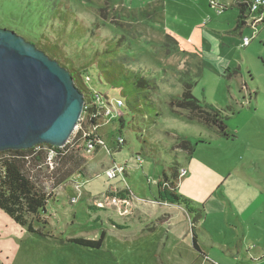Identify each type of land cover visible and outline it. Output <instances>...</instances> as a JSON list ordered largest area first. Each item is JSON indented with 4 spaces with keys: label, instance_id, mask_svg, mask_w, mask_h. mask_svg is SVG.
<instances>
[{
    "label": "rangeland",
    "instance_id": "374dc122",
    "mask_svg": "<svg viewBox=\"0 0 264 264\" xmlns=\"http://www.w3.org/2000/svg\"><path fill=\"white\" fill-rule=\"evenodd\" d=\"M234 25L232 12L190 0H0V29L34 46L57 42L75 67H86L94 91L124 102L119 111L125 122L121 130L116 121L101 122L97 133L102 143L88 151L72 146L84 163L63 184L52 187L60 169L54 158L37 162L32 172L50 198L47 225L33 227L49 237L27 233L0 212V264H161L152 252L164 236L160 226L169 212L157 200V182L163 173L170 175L173 163L187 157L173 149L178 139L196 146L216 134L172 105L183 92L184 74L194 80L192 95L198 101L223 110L231 107L225 123L229 135L237 138L232 147L215 145L207 152L209 157L220 155L217 170L225 175L197 182L201 197L203 192L208 197L212 187L214 191L202 203L204 227L219 235L215 230L228 215L215 200L220 202L223 195L237 208L243 188L253 191L251 180L264 192V37L260 29L255 35L246 28L240 37L232 33ZM214 34L230 43V56L210 50L208 36ZM226 69L237 71L228 76ZM132 73L152 80L155 90L137 87L128 79ZM7 157L0 152V163ZM113 169L115 176L108 178ZM237 173L250 179V187ZM110 192H127L124 203L108 196ZM263 216L260 207L255 217ZM189 217L188 225L198 223ZM185 230L178 237L180 253H166L164 264H195L188 250L191 233ZM102 232L99 250L66 243L72 238L96 240Z\"/></svg>",
    "mask_w": 264,
    "mask_h": 264
},
{
    "label": "trees",
    "instance_id": "16d2710c",
    "mask_svg": "<svg viewBox=\"0 0 264 264\" xmlns=\"http://www.w3.org/2000/svg\"><path fill=\"white\" fill-rule=\"evenodd\" d=\"M249 4L250 3L242 1L237 2L238 16L234 32L239 31L244 26L243 15L249 7ZM36 48L44 52L50 59L55 60L60 66L69 72L74 86L83 95V98L87 100V87L84 83V77L87 75L90 78V76L87 74L86 67L82 65L75 67L72 64L71 59L66 58L65 52L57 42L50 43L49 41H46L44 43H38L36 44ZM235 71L237 70H227L228 76L235 73ZM184 75L185 80H181L183 92L180 97L174 98L177 99V101L172 105H175L177 109L185 111L189 121H196L209 129H214L216 135L219 137H231L227 132V126L225 123L228 119L227 113L232 112L231 107H226L224 110L217 109L212 105L198 101L192 95V88L195 85L194 80L188 74ZM130 78L134 81V84L137 85V87L151 89L152 91L155 90L153 81L145 79L146 77L141 76L140 74H129L128 79ZM116 122L119 124V129L121 130L125 123L121 113ZM118 133H121V131ZM77 138H80V134L76 135L75 139ZM90 139H92V136L85 138L84 141L87 142ZM44 148L47 150H40ZM173 149L181 150L189 157L194 153L195 145L187 140L178 139ZM51 150L56 154L54 163L60 165V169L54 177L55 183L52 186L54 188L55 186L65 183L73 174L81 172L79 169H81L84 160L82 157L75 154L77 151L70 149V144L65 145L63 149H57L47 144H40L28 150H9L1 152L6 153L8 157L3 159L0 163V211L15 225L24 228L27 233L36 234L40 237L49 236L44 235L41 229L34 228L33 224H41V227L47 225L44 217L47 214V206L50 196L45 191V188L36 182V177L32 170L39 166L37 162L43 157L46 158L48 152ZM67 152L70 153L68 154ZM27 164H29V168H27ZM179 168V164L175 162L169 169V176L165 173L162 174V178L158 180L156 185V197L161 203L183 207L187 213L192 216V222L195 224L203 219L204 211L202 206H198L193 201L176 192V186L181 178L179 175ZM124 193L127 194V192H110L108 196L120 203H124ZM114 226L119 230L123 229L121 226ZM191 230L193 232V248L196 251H199L196 244L194 226ZM104 239L105 234L102 232L96 240L72 238L68 239L66 243L74 244L83 248L99 250L103 245Z\"/></svg>",
    "mask_w": 264,
    "mask_h": 264
},
{
    "label": "crops",
    "instance_id": "0c3cea01",
    "mask_svg": "<svg viewBox=\"0 0 264 264\" xmlns=\"http://www.w3.org/2000/svg\"><path fill=\"white\" fill-rule=\"evenodd\" d=\"M190 1L196 6H200V3H206V5L209 3V0ZM238 1L250 3L253 0H218V4L223 9L221 12L230 11L233 13L235 18L234 29L238 16V8L236 6ZM244 28L251 29L249 27H242L237 32H234L233 29L232 33H235L241 37L242 30ZM258 29H260L259 31L262 32V36L264 37V22L256 25V31L252 29L251 30L255 32V35H257ZM208 38L211 43L210 50L212 52L218 54L221 53L224 57H227L228 55L230 56V43L226 39L220 37L217 34L208 36ZM244 38L247 37H243L242 40ZM214 107L217 109H223L217 106ZM195 131L199 132L200 130L197 129ZM213 135L214 136H211L212 138L208 139L206 143L196 145L194 153L189 157H182V163L179 164V167L185 170V175L180 178L176 186V192H179L182 194V196L184 195L185 197L190 198L191 201L193 200L195 204L202 206V208L204 207L202 203L210 201L214 196V191L212 187L211 193L208 195V197L205 198V192H203V197H201L199 190L197 189V182H206V178L210 177L218 181L225 175L219 173L217 170L218 160L221 158L220 155H212V157H209L207 152L213 150L215 145H219L222 149L226 147H232L237 139L236 136L222 138L216 134ZM237 176L242 184L248 185L250 179L247 176H245L243 173H237ZM202 178L204 180H202ZM250 183L251 186L254 187L253 191L247 192L249 191L248 188H243L240 193L241 202L237 208H233L231 200L226 198L225 195H223L224 197L222 196V200L220 202L215 200V202L220 205L217 207L221 208L223 212L226 210L228 215V217L222 220V223L218 225V229L215 230L219 232V235L215 236V234L210 229H206L204 227L203 221L205 219V214L203 219L194 225V234L199 251H196L193 248V232L191 230L192 226L190 223L189 225L187 224V221H189L190 218L189 213H187V211L181 206L165 204L166 206L164 207L167 208L166 212L169 213H166L168 217L163 220V223L160 226V229L163 230L164 236L162 235L163 237L160 238L161 240H159L155 250L152 252L157 258V261L159 260L161 264H164L161 258H165L166 253H170L173 250L177 253H180L181 241L178 242V237H180L181 234L186 235L187 233L185 229L187 228L188 235L191 233V247L188 245V250L190 253V258L195 260V264H264V216L260 218L255 217V213L260 207L264 213V206H259L261 205L262 200H264V192L260 187L252 184V180ZM248 187L250 186L248 185ZM257 196L259 197L258 200L260 202L258 206H255V202L258 201L256 200ZM223 200H226L227 205L222 204ZM183 224L186 226V228L183 227ZM131 228L132 227L127 229L131 230ZM137 232H139V230ZM140 232L142 231L140 230Z\"/></svg>",
    "mask_w": 264,
    "mask_h": 264
},
{
    "label": "water",
    "instance_id": "95a60500",
    "mask_svg": "<svg viewBox=\"0 0 264 264\" xmlns=\"http://www.w3.org/2000/svg\"><path fill=\"white\" fill-rule=\"evenodd\" d=\"M83 105L65 68L13 31L0 29V152L64 147Z\"/></svg>",
    "mask_w": 264,
    "mask_h": 264
},
{
    "label": "built area",
    "instance_id": "2783aa9c",
    "mask_svg": "<svg viewBox=\"0 0 264 264\" xmlns=\"http://www.w3.org/2000/svg\"><path fill=\"white\" fill-rule=\"evenodd\" d=\"M218 0H209V4L215 7L218 11H222V7L217 3ZM244 26L249 27L256 31V25L264 22V0H253L250 2L249 7L244 13ZM245 46L249 45L250 40L244 38L242 40ZM90 78L88 76L84 77V83L87 87V100H84L82 114L79 118L78 124L75 128L78 129L74 132L73 137H70L67 144H70V148L75 146L76 150L79 151L80 148L88 151L89 149L95 147L96 144L102 143L101 137L97 133V129L101 122H114L120 116L119 108L123 106V102L117 99H110L107 95H102L97 91H94L89 86ZM89 86V87H88ZM80 134V138L75 139L76 135ZM72 136V135H71ZM92 136V139L85 142L84 139ZM75 139V140H74ZM119 142H123L122 138L117 139ZM80 141V145L77 142ZM56 148V147H54ZM57 149H63L59 147ZM55 152L52 150L48 152V161L55 158ZM117 168V172L120 174V168ZM183 171V170H182ZM116 174L115 169L106 173L108 178H113ZM185 175V172L180 173V177Z\"/></svg>",
    "mask_w": 264,
    "mask_h": 264
}]
</instances>
